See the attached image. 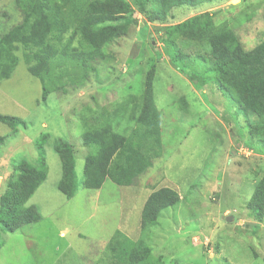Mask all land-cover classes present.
<instances>
[{"label":"rangeland","instance_id":"obj_1","mask_svg":"<svg viewBox=\"0 0 264 264\" xmlns=\"http://www.w3.org/2000/svg\"><path fill=\"white\" fill-rule=\"evenodd\" d=\"M233 1L175 8L164 21L154 22L131 6L118 22L124 35L107 46L105 59L82 87L66 85L45 100L40 81L27 71L23 47L14 51L17 64L8 79L0 80V115L21 123L15 128L0 123V198L15 164L36 165L39 148L46 178L26 203L36 207L41 221L13 233L0 230V264H101L116 231L149 247L164 264H264V219L258 221L248 208L264 175V154L246 148L250 121L215 84L195 89L164 54L162 28L201 14L210 16L214 27L230 28L245 51L264 42V0ZM21 21L15 0H0V40ZM152 70L161 156L133 186L106 179L99 190L83 189L88 151L82 135L96 121L130 134L132 109L141 105L142 82ZM58 142L75 154L77 190L71 200L57 189ZM164 187L181 201L141 233L144 203Z\"/></svg>","mask_w":264,"mask_h":264},{"label":"trees","instance_id":"obj_2","mask_svg":"<svg viewBox=\"0 0 264 264\" xmlns=\"http://www.w3.org/2000/svg\"><path fill=\"white\" fill-rule=\"evenodd\" d=\"M212 1L220 0H15L22 21L0 40V80L11 75L17 64L13 53L21 46L28 73L41 83L43 100L50 93L64 91L66 85L82 87L95 72L94 65L105 59L107 46L124 35L125 28L118 22L130 13L131 6L145 14L147 21L154 22L164 21L172 9L196 8ZM162 30L164 54L171 67L197 90L215 84L250 121L246 148L264 154V42L245 51L230 28L214 27L206 14ZM190 42L196 46L191 48ZM153 79L152 70L142 82L141 105L132 109L130 120L134 126L130 134L121 135L96 121L82 135L83 147L88 151L83 189L99 190L106 179L120 187L133 186L152 167L153 160L161 156ZM0 123L15 128L21 120L0 115ZM3 143L4 138L0 137V147ZM54 151L61 168L57 189L71 200L77 190L75 154L65 142L55 143ZM38 152L36 165L21 161L7 179V188L0 198L1 231L13 233L42 219L34 205L26 206L46 178L42 149ZM180 201L178 193L168 187L152 192L141 211V233L155 226L164 209ZM248 208L258 221L264 219V175ZM100 263L164 264L151 256L149 247L118 231L107 243Z\"/></svg>","mask_w":264,"mask_h":264},{"label":"bare ground","instance_id":"obj_3","mask_svg":"<svg viewBox=\"0 0 264 264\" xmlns=\"http://www.w3.org/2000/svg\"><path fill=\"white\" fill-rule=\"evenodd\" d=\"M236 2H237V0L233 1V3H236Z\"/></svg>","mask_w":264,"mask_h":264}]
</instances>
